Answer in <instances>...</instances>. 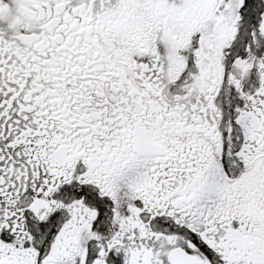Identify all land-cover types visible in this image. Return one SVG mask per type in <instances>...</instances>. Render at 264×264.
<instances>
[{"label": "snow or ice", "instance_id": "1", "mask_svg": "<svg viewBox=\"0 0 264 264\" xmlns=\"http://www.w3.org/2000/svg\"><path fill=\"white\" fill-rule=\"evenodd\" d=\"M0 264H264V0H0Z\"/></svg>", "mask_w": 264, "mask_h": 264}]
</instances>
